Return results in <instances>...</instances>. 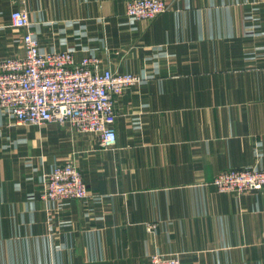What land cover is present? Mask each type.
<instances>
[{
	"label": "crops",
	"instance_id": "obj_1",
	"mask_svg": "<svg viewBox=\"0 0 264 264\" xmlns=\"http://www.w3.org/2000/svg\"><path fill=\"white\" fill-rule=\"evenodd\" d=\"M127 1L0 0V60L23 55L10 15L24 9L43 52L142 79L117 99L109 149L0 111V264H264V189L212 185L264 170V0H164L149 21ZM68 161L89 199L43 202L44 176Z\"/></svg>",
	"mask_w": 264,
	"mask_h": 264
},
{
	"label": "built area",
	"instance_id": "obj_2",
	"mask_svg": "<svg viewBox=\"0 0 264 264\" xmlns=\"http://www.w3.org/2000/svg\"><path fill=\"white\" fill-rule=\"evenodd\" d=\"M166 10L164 0H130L125 14L149 21ZM11 27L18 32L23 55L0 60V111L17 125L67 126L78 133L97 137L101 149L114 146L117 99L142 80L102 68L97 57L76 61L71 52H43L30 29L27 12H11ZM221 194L242 195L264 189V170H228L212 181ZM40 198L45 203L63 200L85 202L89 192L78 166L68 161L44 176ZM154 226H149L152 230ZM149 264H181L178 255L154 254Z\"/></svg>",
	"mask_w": 264,
	"mask_h": 264
}]
</instances>
